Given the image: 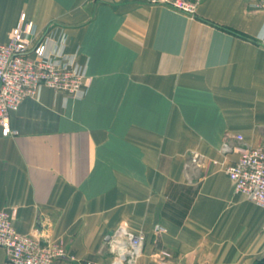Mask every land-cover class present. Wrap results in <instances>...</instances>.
I'll use <instances>...</instances> for the list:
<instances>
[{"label":"crops","instance_id":"crops-1","mask_svg":"<svg viewBox=\"0 0 264 264\" xmlns=\"http://www.w3.org/2000/svg\"><path fill=\"white\" fill-rule=\"evenodd\" d=\"M22 15L65 39L88 85L82 99L43 88L0 133L16 230L63 245L58 264H112L122 226L146 235L138 264H264V208L235 192L238 154L223 152L227 136L264 146V3L204 0L192 17L149 0H0V43ZM193 154L204 167L187 171Z\"/></svg>","mask_w":264,"mask_h":264},{"label":"built area","instance_id":"built-area-1","mask_svg":"<svg viewBox=\"0 0 264 264\" xmlns=\"http://www.w3.org/2000/svg\"><path fill=\"white\" fill-rule=\"evenodd\" d=\"M149 1L193 17L204 0ZM51 29L37 38L35 25L22 15L8 42L0 43L2 137L17 134L10 125V114L19 109L23 100L37 98L43 88L75 99H82L85 95L88 78L84 69L78 65L75 56L67 53L65 39L55 41ZM262 43L264 45V41ZM233 141L237 144L233 145ZM243 142L242 135L225 138L224 154H238L236 161L228 164L225 171L236 193L264 208V146L250 148ZM202 162L199 154H193L185 169L202 167ZM13 221L12 213L0 210V247L6 251L5 264H58L68 256L67 249L58 242L20 234ZM146 241L144 233L134 234L126 226L119 227L110 241L114 257L112 264H138L144 255Z\"/></svg>","mask_w":264,"mask_h":264},{"label":"rangeland","instance_id":"rangeland-1","mask_svg":"<svg viewBox=\"0 0 264 264\" xmlns=\"http://www.w3.org/2000/svg\"><path fill=\"white\" fill-rule=\"evenodd\" d=\"M204 167V166H203Z\"/></svg>","mask_w":264,"mask_h":264}]
</instances>
